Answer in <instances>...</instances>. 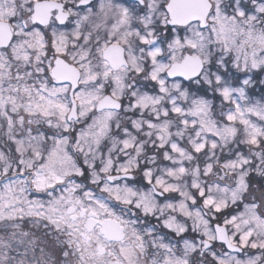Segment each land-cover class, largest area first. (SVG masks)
Instances as JSON below:
<instances>
[{
  "label": "snow or ice",
  "instance_id": "obj_1",
  "mask_svg": "<svg viewBox=\"0 0 264 264\" xmlns=\"http://www.w3.org/2000/svg\"><path fill=\"white\" fill-rule=\"evenodd\" d=\"M0 264H264V0H0Z\"/></svg>",
  "mask_w": 264,
  "mask_h": 264
}]
</instances>
